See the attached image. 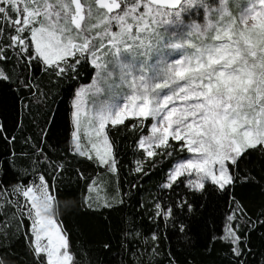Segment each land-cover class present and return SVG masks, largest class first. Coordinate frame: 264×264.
Here are the masks:
<instances>
[{"label":"snow or ice","instance_id":"obj_1","mask_svg":"<svg viewBox=\"0 0 264 264\" xmlns=\"http://www.w3.org/2000/svg\"><path fill=\"white\" fill-rule=\"evenodd\" d=\"M228 3L215 0L217 7L209 0H0V61L10 59L11 50L28 65L41 62L59 77L90 57L98 70L95 79L81 86L73 101L75 154L114 173L117 160L106 130L109 124L151 118L150 134L138 141L147 158L164 155L173 147L170 141L188 154L174 163L166 187L184 176L194 189L203 190L208 181L224 190L239 179L241 157L249 150L264 154V0H246L238 16L228 10ZM200 9L205 23L186 24L185 16L194 11L198 15ZM170 28L163 40L159 30ZM153 52L158 57L154 63ZM175 53L179 55L173 58ZM9 79L0 67V80ZM123 86L130 94L121 104L117 90ZM105 88L108 99L94 112L86 111V96L102 94ZM35 156L33 168L47 158L43 147L36 148ZM142 170L138 161L136 171ZM88 191L101 199L97 181ZM11 195L24 199H11L7 190H0V217H9L0 219V247L10 225L20 231L27 219L23 235L31 237L35 264H87L73 251L69 233L56 219L59 202L43 174L38 183L14 185ZM166 215H171L170 208ZM242 215L246 213L237 203L221 237L234 245L237 257L242 255V237L239 223L234 228L232 222Z\"/></svg>","mask_w":264,"mask_h":264},{"label":"trees","instance_id":"obj_2","mask_svg":"<svg viewBox=\"0 0 264 264\" xmlns=\"http://www.w3.org/2000/svg\"><path fill=\"white\" fill-rule=\"evenodd\" d=\"M209 2L216 6L215 0ZM8 55L10 59L0 61L10 77L0 80V190L13 199L14 185H30L43 174L59 202L56 219L80 259L87 264H264V154L249 150L241 157L239 179L224 190L208 182L197 191L184 177L164 189L174 163L187 154L174 143L164 155L145 158L138 141L153 121L130 118L107 129L117 160L113 173L71 150L75 93L96 72L90 58L58 77L41 62L28 65L11 50ZM39 147L47 158L33 168ZM140 156L144 165L137 172ZM92 181H99L109 205L93 206L88 191ZM154 203L161 208L159 216ZM237 203L246 213L232 222L234 228L240 225V257L234 255V245L221 239ZM169 208L171 215L163 216ZM28 223L25 219L20 231L10 225L0 247L4 264H35L31 237L23 235Z\"/></svg>","mask_w":264,"mask_h":264},{"label":"rangeland","instance_id":"obj_3","mask_svg":"<svg viewBox=\"0 0 264 264\" xmlns=\"http://www.w3.org/2000/svg\"><path fill=\"white\" fill-rule=\"evenodd\" d=\"M230 2H232L233 3V5L231 6L230 5ZM245 3H246V0H229V3H228V10L233 14V15H236V16H238L239 15V13H240V11L242 10V8H243V6L245 5ZM217 7L219 6V5H216ZM141 11H143V9H141ZM205 16H206V14L204 13V11H203V9H200L199 10V14L197 15V14H195V11H194V14L191 16V17H189V16H185V23L186 24H188V23H191L192 22V20H195L197 23H200V24H204L205 23ZM113 30L114 31H116L117 29L116 28H113ZM160 31V33H161V37H162V39L163 40H166L167 39V37H168V35H169V33L172 31V29L170 28L169 30H168V32H165L164 31V29H160L159 30ZM194 40H195V38H193ZM151 55V61L150 62H155V60L158 58L157 57V54L155 53V52H153V53H151L150 54ZM179 55V53H175V54H173V58H175V57H177ZM90 58V57H89ZM94 68H95V66L94 65H92ZM112 66L111 65H109V68H111ZM96 69V68H95ZM96 71H98L97 69H96ZM95 79V76H94V78H93V80ZM93 80H92V82H93ZM91 82V83H92ZM90 83V84H91ZM116 83H119V81H117ZM89 85V84H88ZM88 85H86V86H88ZM79 90V89H78ZM77 90V91H78ZM119 93H120V96L118 97V102L119 103H121V104H123L125 101H124V95H126V94H130V91H129V89L127 88V86H123V87H121L120 89H118L117 90ZM110 96V93H109V91H108V89L107 88H105V91L102 93V94H96V95H93V94H88L87 96H86V104H85V110L86 111H91V112H94L95 111V109H96V106L98 105V103L100 102V101H102V100H107L108 99V97ZM75 99V98H74ZM74 101V100H73ZM128 119H130V118H128ZM136 119H138V120H142L143 118H136ZM109 126H111V124H109ZM108 126V127H109ZM108 129V128H107ZM106 129V130H107ZM82 132H83V129H82ZM147 134H150V128H149V130H148V133ZM83 142H85L86 143V138H84V141ZM170 143H172V144H174L175 142H172V141H170ZM138 150L140 151V152H142V154L144 153L145 154V158H147L146 157V153L144 152V150L143 149H140L139 148V146H138ZM158 151V150H157ZM188 155V154H187ZM143 158H142V156H140V157H138V159H137V161H136V166H137V162L138 161H140V162H142V166L144 165V161L142 160ZM182 177H184V176H182ZM182 177H180V178H182ZM185 179H186V181H187V179H188V177H184ZM193 179L195 178L194 176L192 177ZM33 182H37L38 183V179H36V180H34V181H32L30 184H32ZM168 183V179H167V182L163 185V188L164 189H166V188H169V187H166L165 185ZM206 183H208V181H205V184ZM188 185V184H187ZM97 186L99 187V188H103V187H101V184L99 183V181H97ZM191 189H194V188H192V187H190ZM194 190H197V189H194ZM197 191H199V190H197ZM13 196V195H12ZM100 196H101V199H97V196H96V193H90V201H91V203L93 204V206H96V205H98V206H101V204H100V202L101 203H104L103 205H105V196L103 195V193L101 192L100 193ZM19 197H17V196H13V199H18ZM22 198V200L24 199L23 197H21ZM20 199V198H19ZM106 201H107V205H109V200H107L106 199ZM157 205H159V204H157V203H154V213H155V216H159V215H161L162 214V212H161V208L159 207V209L157 208ZM160 213V214H157V213ZM163 216H168V215H164L163 214Z\"/></svg>","mask_w":264,"mask_h":264}]
</instances>
